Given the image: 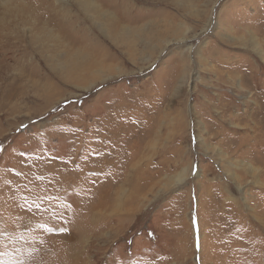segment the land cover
<instances>
[{
    "label": "rangeland",
    "instance_id": "1",
    "mask_svg": "<svg viewBox=\"0 0 264 264\" xmlns=\"http://www.w3.org/2000/svg\"><path fill=\"white\" fill-rule=\"evenodd\" d=\"M0 264H264V0H0Z\"/></svg>",
    "mask_w": 264,
    "mask_h": 264
},
{
    "label": "bare ground",
    "instance_id": "2",
    "mask_svg": "<svg viewBox=\"0 0 264 264\" xmlns=\"http://www.w3.org/2000/svg\"><path fill=\"white\" fill-rule=\"evenodd\" d=\"M147 143H149V142H147ZM148 144H146V146H147ZM146 148L147 147H145L144 148V150H146ZM120 192V188L119 187H117V189L114 191V194L112 195V198L113 197H116L117 195H118V193ZM107 196L106 195H104L103 196V198L105 199ZM106 200V202L105 203H103V201H102V204L101 203H97V205H99L98 206V208H100V207H104V209H105V211H106V209H107V211H110V209L113 207V205H114V203L116 204V202H117V200H116V198L114 199V201L113 200H111V197L110 198H106L105 199ZM96 205V206H97ZM107 205V206H106ZM94 208H95V206H94ZM104 211V212H105Z\"/></svg>",
    "mask_w": 264,
    "mask_h": 264
}]
</instances>
